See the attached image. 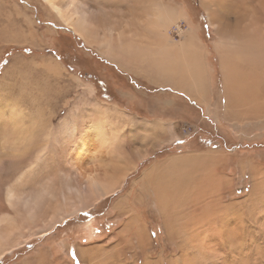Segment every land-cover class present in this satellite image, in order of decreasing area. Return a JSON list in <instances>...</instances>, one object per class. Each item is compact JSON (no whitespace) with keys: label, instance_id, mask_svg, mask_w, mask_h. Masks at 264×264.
Returning a JSON list of instances; mask_svg holds the SVG:
<instances>
[{"label":"bare ground","instance_id":"bare-ground-1","mask_svg":"<svg viewBox=\"0 0 264 264\" xmlns=\"http://www.w3.org/2000/svg\"><path fill=\"white\" fill-rule=\"evenodd\" d=\"M45 1L56 20L88 46H95L102 57L123 71L140 73L152 81L171 83L191 95L198 103L206 105L209 102V81L201 57L204 41L196 33L198 30L195 26L187 27L186 20L189 18L186 19L185 13L177 5L163 0H142L140 10H136L128 9L127 0H120V3L114 1L109 4L110 7L125 12H121L125 22L118 25L115 21L111 25L101 26V19L94 17L90 6L100 2L105 4L108 0ZM201 2L215 32L216 39L212 48L226 75L228 103L223 117L232 121L233 125L241 124L245 132L252 131L256 126L264 124V0ZM2 8L9 13V18L14 14L29 29L26 36L23 32L20 37L12 35L11 29H7L9 35L6 42H17L22 38L33 40L35 30L32 18L12 0L5 3L0 0V11ZM174 31L181 35L178 41L173 37ZM32 64L54 75H60L66 70L62 67L64 65L53 58H43L41 64ZM12 66L10 64L6 68L7 73ZM70 77L89 95V100L83 102V107L80 103L78 107L71 108L68 116L57 127H50L47 118L43 116L37 115L36 118V113L13 100L15 96L11 99L0 95V123L5 126L0 127L5 131L1 134L0 147L7 148L5 161L8 163V173L19 174L14 181L0 186V261L26 246L33 237L51 233L57 225L88 211L115 194L144 161L156 155L166 144L171 145L186 135L174 131L172 125L168 127L163 122L133 115L131 113L134 112L126 110L127 107H106L98 98H94L96 100L93 102V97L97 96L94 95V85L83 83L76 76ZM216 112L220 116L219 108ZM218 115L211 113L210 116L217 119ZM236 129L240 130L238 127ZM38 135L42 136L39 144ZM75 135H79L80 140L71 157L66 158V168L57 173L49 171L52 169L49 167L51 162L57 160L52 155L53 151H61V148H65L64 143ZM149 141V148L135 147L138 142L148 144ZM35 146H38L36 150L33 148ZM230 156L227 151L214 148L174 154L155 162L145 171L142 182L153 189L154 202L160 206L169 236L172 239L177 234L182 235V242L178 245L180 253L176 260L170 259L168 264L191 263L188 260L192 259L189 247L195 248L200 257L193 255L198 264H205L206 259L216 257L212 236L214 230L211 232L204 228L216 226L222 214H227V207L237 205V202H231L223 204L224 207L220 209L223 199L221 193L231 189L232 178L225 172L218 173L217 168L224 169ZM247 157L249 159L242 156L240 160L239 157L234 158L237 162L233 164L236 166L238 163L242 172L248 170L251 179H255L250 192L253 193L259 189L258 186H264V183L258 182L260 177L264 178V164L250 159L252 155ZM42 170L50 172L48 177L43 181L37 177L35 181L38 185L29 189L27 177ZM134 193L135 189H132L114 207L117 217L124 218L122 228L117 232L120 244L112 245L117 252L115 260L100 256L99 249L105 250L107 240L96 237V229L91 224L87 234L94 241L79 249L83 261L100 264L98 260L102 259L108 260L110 264H118L120 258V263H129L122 252L130 240L134 241L127 235L131 233L132 238L138 242L139 250L145 253L144 264H165L162 258L151 256L149 245L152 240L139 208L132 200ZM234 244L241 245L236 242ZM223 246L226 249V245ZM43 254L22 264H47L48 259ZM62 260L56 256L50 264H66Z\"/></svg>","mask_w":264,"mask_h":264},{"label":"rangeland","instance_id":"rangeland-1","mask_svg":"<svg viewBox=\"0 0 264 264\" xmlns=\"http://www.w3.org/2000/svg\"><path fill=\"white\" fill-rule=\"evenodd\" d=\"M3 1L4 3L7 2V0ZM12 1L32 18L35 37L33 40L22 38L21 41L6 42L9 35L7 29L9 31L11 29L12 35L19 37L23 32L26 36L29 29L17 16L12 14L9 18V13L5 12L6 9H1L0 63L6 55H8V59L3 66L0 64V95L11 97V99L15 96L13 100L22 103L24 108L30 109L32 113H36V116H33L36 118H38L37 115L43 116L44 119L47 118L50 127H57L59 122L68 116L71 108L78 107L80 103H82L80 106L83 107L87 99L89 100V95L85 94L77 81L70 77L73 75L83 83L94 85L96 92L94 95L97 94V96L93 97V102L96 100L94 98H98L101 104L106 107L117 106L120 108L121 106L125 109L127 107L126 110L133 111L134 113H131L133 115L137 114L141 118L163 122L168 127L172 125L174 131L186 135L181 137L182 139L179 138L181 140L172 142L171 145L166 144L161 151L156 152V155L154 154L150 159L144 161L135 172L128 176L120 190L115 194L107 197L88 211L81 212L78 216L71 217L63 224L57 225L51 233L42 237L40 235L33 237L26 246L20 248L21 250L14 251L13 255L5 256L0 264H22L26 260L38 258L41 253H44V257L48 259L47 264L52 263L56 256L61 260L63 259L62 261H65L66 264H88L90 261L88 263L83 261L79 249L81 246H86L89 242L94 241V238L91 239L87 234L90 229L88 226L91 224L96 229L95 236L104 239V241L107 240L104 246L105 250L99 249L100 256L115 260L114 255L117 252L114 251L112 245L120 244L117 232L122 228L124 218L117 217V211L114 210V207L120 198L128 195L132 189H135L132 200L135 206L139 208L138 211L149 229L152 240L149 245L151 256L158 259L162 258V263L165 262V264H168L170 259L176 260L180 253L178 245L182 242V235L177 234L172 239L169 236L160 206L154 202L153 189L142 182L145 171L155 162L162 161L167 156L181 154L185 151L188 152V150L199 152L210 148L227 151V154L231 155V159H228H233L234 164L237 162L234 158L239 157L238 160H240L248 158L247 156L251 157V155L253 158L250 159L264 164V158H262L264 156V124L256 126L257 128L263 126L259 129L253 128L252 131L244 132L235 129L234 125L223 117V112L219 119H215L204 112L205 109L203 111L202 107L199 109L197 105L173 96L174 93L171 91L156 92L151 89L147 91L143 84L134 82L129 79V76L120 75V69L108 63L95 46H88L84 40L74 35L70 29L56 20L45 0ZM114 1L120 3V0H108V3L105 4L101 2L91 4L92 14L97 17L96 19H101V26L111 25L115 21L120 25L123 20L120 18V9L109 5ZM163 1L172 3V0ZM177 2L183 4L182 7L187 8L186 19L189 18L186 20L187 27L190 25L197 28L198 34L207 46V50L206 48L205 50L208 51L210 64L214 66V70L216 69L213 78L216 81L212 86L211 96L215 100L219 94L217 81H219L221 73L219 70L217 71L219 63L212 49L216 37L213 27L209 23L208 13L201 0H184L183 2L178 0ZM197 2L202 7V11L198 8ZM173 37L178 41L181 35L179 36L177 31H174ZM52 52L57 54V58L64 64L66 72L63 71L60 75H54L52 72H45L43 69L32 66V63L41 64L42 59L50 56ZM10 64L13 66L7 73L6 68L10 67ZM0 127L5 126L0 123ZM4 132V129L0 128V142L1 134ZM79 140L80 136L75 135L74 138L64 143L66 144L65 148H61V151H53L52 155H55L54 158L57 160L51 162L49 167L52 169L49 171L54 170L53 173H57L60 169L66 168V158L71 157ZM41 142L42 136L38 135L37 143ZM150 143L151 141L148 144L147 142H138L135 147L146 149L149 148ZM36 147L38 148V146L33 147L34 150ZM5 149L7 148L0 147V186L6 182L14 181L19 175L18 172L8 173ZM227 163L228 165L224 169L217 168L218 173L225 172L232 178L231 189H225L224 193H221L223 199L220 209L224 207L223 204H230L231 202H237V205L227 207L229 208L227 210L228 215L222 214L221 218L216 221V226L204 228L211 232L214 230L212 236L216 248V257L210 260L206 259L204 262L205 264H264V186H258V190L250 193L254 187L252 183L256 182H254L255 179H251L249 172H242V169L238 168V163L236 166L233 163ZM237 168L238 171H235ZM49 173L48 170H42L32 177H27L28 188L36 187L38 185L35 181L37 177L43 181ZM246 173L245 179L237 176ZM258 182L263 184L264 178L260 177ZM189 223L192 225V222ZM127 235L134 241L130 240L129 244L124 246L122 256L129 262L127 264H144L145 253L139 250L138 242L132 238L131 233ZM207 237L209 238L210 235ZM234 242L241 245L236 246ZM223 244L226 245V249ZM243 246L246 249H242ZM194 249L193 247L188 249L192 251L190 252L192 259H188L191 260L189 264H198L193 255L196 254V257H200ZM119 255H117L118 258ZM98 261L100 264H110L108 260L102 261L100 259ZM117 262L118 264H126L123 261L120 263V258Z\"/></svg>","mask_w":264,"mask_h":264},{"label":"crops","instance_id":"crops-1","mask_svg":"<svg viewBox=\"0 0 264 264\" xmlns=\"http://www.w3.org/2000/svg\"><path fill=\"white\" fill-rule=\"evenodd\" d=\"M178 0H172V3L173 4H175V5H177L179 8H181L182 9V12H184L185 13V15L187 16L188 15V13H187V8H184V7H182L183 6V4H180L179 2H177ZM181 2H183L184 0H180ZM132 2V3H131ZM127 4L126 5H129L128 6V9H138V10H140V3H142V0H134V1H127L126 2ZM136 4H139L138 6H136ZM197 6H198V8L199 9H201V11H202V7H200V5L198 4V2H197ZM131 7V8H130ZM185 9V10H184ZM125 13V12H123V11H120V18H122L123 20L120 22V24L121 23H123V22H125V20H124V16H123V14L122 13ZM127 18V17H126ZM196 33H198L197 31H196ZM215 34V33H214ZM198 35V34H197ZM144 43H145V41H144ZM89 48V47H88ZM205 48H206V50H207V46L204 44V46H203V49H202V60H203V62L205 63V70H206V74H207V77H208V81H209V86H208V90H209V92H210V98H209V102L206 104V105H203V104H200V103H198L197 101H196V99L195 98H193L191 95H187L182 89H180V88H178V87H176V86H174L173 84H171V83H168V82H165V81H162V80H160V81H152L151 79H149V77L147 78V76H143L142 74H140L139 73V75L137 74V73H134V72H130V71H123L121 68H119V67H117L116 65H115V67H117L118 69H120V75H122V76H129V79H131V80H133L134 82H136V83H139V84H143L144 86H145V88L147 89V91H149L150 89L151 90H154V91H156V92H164V91H171V92H173L174 93V95L173 96H177L178 98H180V99H182V100H185V101H188V102H190V103H192V104H194V105H197L198 107H199V109H200V107H202V110L204 111V109H205V111L204 112H206L207 114H209V115H211V113H213V114H217L218 115V112H216V110L219 108V114H220V116H221V114H222V112L224 113L226 110V107H227V103H228V97H227V86H226V75H224L223 74V72H222V70H221V62H220V60L218 59V56L216 55V52H215V49H213V51H214V53H215V56H216V59L218 60L217 62L219 63L218 64V67H217V71L219 70V72L221 73V75H219V81H217V88H218V91H219V94H218V96H217V98L215 99V100H213L212 99V92H213V89H212V86H213V84H214V82L216 81V79H215V81H214V77H215V75H214V73H215V71H216V69L214 70V66L212 65V64H210V60H209V54H208V51L206 52V50H205ZM91 49V48H90ZM212 53V52H211ZM45 58H53L54 60H56L58 63H60V65L62 64V65H64L61 61H59L58 60V58H57V54L55 53V52H52V54L50 55V56H48V57H45ZM108 63H110V64H112L107 58H105V57H103ZM3 59H4V57L1 59V65H2V61H3ZM8 59V58H7ZM7 59H6V62H7ZM6 62L4 63V64H6ZM3 64V65H4ZM2 65V66H3ZM112 65H114V64H112ZM64 69H66L65 68V66H62ZM66 71V70H65ZM125 74H127V75H125ZM155 82V83H154ZM220 88H222V90H220ZM146 91V92H147ZM226 98H227V102H226ZM173 99V98H172ZM173 101H175V100H173ZM176 108V107H175ZM209 115H207L208 117H209ZM220 116L218 115V117L220 118ZM219 118H217V119H219ZM227 121H230V120H227ZM232 121H230V123H231ZM234 127H235V129L238 127L241 131H244L245 132V130H244V127L241 125V124H238V123H234ZM182 139V138H181ZM181 139H178V140H181ZM178 140H175V141H178ZM174 141V142H175ZM173 142V143H174ZM214 149H216V148H214ZM217 150V149H216ZM190 151L191 150H188V152L187 151H185V152H182L181 154H183V153H190ZM193 152H197V151H193ZM181 154H178V155H181ZM227 162H229V164H232L233 162H232V160H227ZM234 166V165H233ZM235 171H238V168L235 170ZM245 172H249L248 170L247 171H245ZM227 173H229V172H227ZM240 173V172H239ZM237 176H241V177H244V179L246 178V176H247V173L246 174H242V175H237Z\"/></svg>","mask_w":264,"mask_h":264},{"label":"trees","instance_id":"trees-1","mask_svg":"<svg viewBox=\"0 0 264 264\" xmlns=\"http://www.w3.org/2000/svg\"><path fill=\"white\" fill-rule=\"evenodd\" d=\"M8 58V55H6L2 61V65L6 62V59Z\"/></svg>","mask_w":264,"mask_h":264}]
</instances>
